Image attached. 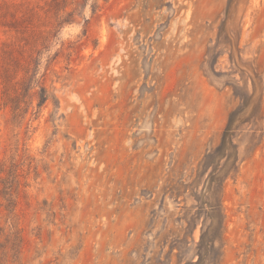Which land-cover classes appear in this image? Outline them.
Segmentation results:
<instances>
[{
  "label": "rangeland",
  "instance_id": "374dc122",
  "mask_svg": "<svg viewBox=\"0 0 264 264\" xmlns=\"http://www.w3.org/2000/svg\"><path fill=\"white\" fill-rule=\"evenodd\" d=\"M226 3L0 0V264L196 261L200 162L249 85L212 51ZM239 49L264 79V0ZM238 144L209 264H264V93Z\"/></svg>",
  "mask_w": 264,
  "mask_h": 264
},
{
  "label": "trees",
  "instance_id": "16d2710c",
  "mask_svg": "<svg viewBox=\"0 0 264 264\" xmlns=\"http://www.w3.org/2000/svg\"><path fill=\"white\" fill-rule=\"evenodd\" d=\"M248 0H227L223 18L218 26L215 46L223 47L229 62L249 82L248 87L235 91L238 105L227 116L220 142L203 156L200 166L205 174L201 189L193 196L195 215L201 219L200 239L196 246L197 259L187 264H209L217 255V242L223 229L224 217L221 193L225 180L233 173L239 161L238 138L246 125L254 121L261 106L264 79L256 69L244 62L239 49L241 20ZM211 51V50H209ZM40 96V106L46 102Z\"/></svg>",
  "mask_w": 264,
  "mask_h": 264
}]
</instances>
